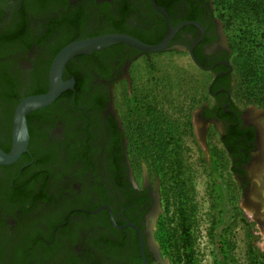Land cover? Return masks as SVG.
Returning a JSON list of instances; mask_svg holds the SVG:
<instances>
[{"label":"flooded vegetation","instance_id":"af4514ba","mask_svg":"<svg viewBox=\"0 0 264 264\" xmlns=\"http://www.w3.org/2000/svg\"><path fill=\"white\" fill-rule=\"evenodd\" d=\"M168 34L165 51H184L195 69L214 76L209 87L212 104H205L204 89L199 96L202 104L194 112L201 124L202 148L208 127L221 129L219 143L229 171L244 190L255 187L261 193L260 127L231 102L229 62L218 44L219 25L209 0H0V47L26 51L21 66H13L14 57L0 52V147L5 152L12 148L21 101L49 92L53 61L66 46L108 35L158 45ZM141 55L140 50L117 43L74 57L62 74L64 83L72 86L50 105L27 115L28 150L15 163L0 165V172L11 170L8 183L0 179V191L5 193L0 199L23 201L31 212L41 202L38 196L53 197L47 190L54 184L50 167L55 164L71 204L50 236L39 235L34 247L32 241L19 253L23 260L16 255L12 264L154 263L155 248L148 239L156 195L132 179L127 124L119 121L113 108L115 86L128 79L131 65ZM30 170L32 176L27 175ZM40 176L47 182L39 186L35 181ZM20 218L11 223L14 233L20 230Z\"/></svg>","mask_w":264,"mask_h":264},{"label":"rangeland","instance_id":"374dc122","mask_svg":"<svg viewBox=\"0 0 264 264\" xmlns=\"http://www.w3.org/2000/svg\"><path fill=\"white\" fill-rule=\"evenodd\" d=\"M209 2L229 62L231 102L255 119L264 147V0ZM0 52L14 57L13 66L25 60L19 47L1 46ZM213 77L195 69L184 51L171 50L141 55L128 79L114 88L113 108L127 124L132 179L157 197L148 239L155 248L153 264H264V189L244 190L234 178L219 143L221 129L208 127L202 148L194 112L204 89L205 104H212ZM50 170L54 184L47 192L53 197L44 194L31 212L23 201L0 199V264H12L32 241L34 247L41 236L49 237L70 207L65 180L55 164ZM10 175L1 171L0 179L8 183ZM40 177L39 186L47 182ZM18 216L21 227L14 233L11 223Z\"/></svg>","mask_w":264,"mask_h":264},{"label":"water","instance_id":"95a60500","mask_svg":"<svg viewBox=\"0 0 264 264\" xmlns=\"http://www.w3.org/2000/svg\"><path fill=\"white\" fill-rule=\"evenodd\" d=\"M169 40L170 34H168L160 44L148 45L128 36L108 35L76 41L66 46L53 61L50 74L49 92L44 95H37L26 98L22 100L18 105L14 119L12 148L9 152H5L0 147V165L4 166L15 163L21 157V155L28 150L30 137L27 125V115L32 113L33 111L42 109L50 105L57 99L62 91L72 86V84H66L62 80V74L65 66L71 59L78 55L90 54L93 51L101 50L117 43H125L140 50L144 54L161 53L164 52L167 48ZM156 212L157 200L153 208V219L156 215Z\"/></svg>","mask_w":264,"mask_h":264},{"label":"trees","instance_id":"16d2710c","mask_svg":"<svg viewBox=\"0 0 264 264\" xmlns=\"http://www.w3.org/2000/svg\"><path fill=\"white\" fill-rule=\"evenodd\" d=\"M21 26H22V28H24L23 26H24V23L23 24H21ZM7 41H10L9 39H6ZM45 178V177H44ZM44 196L43 195H41L40 197L38 196L37 197V199H42ZM48 199V198H47ZM20 257H23V253L21 254V256ZM19 259H21V258H19Z\"/></svg>","mask_w":264,"mask_h":264},{"label":"bare ground","instance_id":"6f19581e","mask_svg":"<svg viewBox=\"0 0 264 264\" xmlns=\"http://www.w3.org/2000/svg\"><path fill=\"white\" fill-rule=\"evenodd\" d=\"M260 175H261V174H260ZM261 176H262V175H261ZM261 176H260V177H261ZM262 180H263V179H262ZM263 181H264V180H263Z\"/></svg>","mask_w":264,"mask_h":264}]
</instances>
